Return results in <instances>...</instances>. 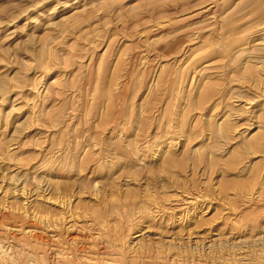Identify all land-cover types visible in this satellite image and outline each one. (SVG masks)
Here are the masks:
<instances>
[{"label":"rangeland","instance_id":"rangeland-1","mask_svg":"<svg viewBox=\"0 0 264 264\" xmlns=\"http://www.w3.org/2000/svg\"><path fill=\"white\" fill-rule=\"evenodd\" d=\"M263 96L264 0H0V264H264Z\"/></svg>","mask_w":264,"mask_h":264},{"label":"bare ground","instance_id":"bare-ground-1","mask_svg":"<svg viewBox=\"0 0 264 264\" xmlns=\"http://www.w3.org/2000/svg\"><path fill=\"white\" fill-rule=\"evenodd\" d=\"M204 9V8H203ZM206 10V9H205ZM200 11V10H199ZM203 10H201V12H202ZM209 11V10H208ZM206 13V12H205ZM192 14V13H191ZM204 14V13H203ZM203 14H201L200 16H202ZM208 14H209V12H208ZM199 15V14H198ZM207 15V14H206ZM167 24V23H166ZM219 24V23H218ZM197 31V30H196ZM263 31V30H262ZM235 39V38H234ZM234 39H233V41H234ZM238 39V38H237ZM252 39V38H251ZM242 40V39H241ZM232 41V40H231ZM232 41V42H233ZM261 41V40H260ZM239 43H241V41L239 42ZM238 43V44H239ZM229 47V46H228ZM240 47H242V46H240ZM240 47H238V48H240ZM236 48V47H235ZM234 48V49H235ZM229 49H233V48H229ZM246 50V49H245ZM209 51V50H208ZM216 51V50H215ZM207 52V51H206ZM212 52V51H211ZM217 54V53H216ZM227 55V54H226ZM182 57V56H181ZM252 58V57H251ZM248 59V58H247ZM255 59H256V57H255ZM168 63V62H167ZM207 66V65H206ZM207 68V67H206ZM158 69V68H157ZM202 70V69H201ZM240 80V79H239ZM242 80V79H241ZM154 81V80H153ZM204 82V81H203ZM262 93V92H261ZM261 95V94H260ZM259 95V96H260ZM264 97V96H263ZM263 101V100H262ZM264 103V102H263ZM260 106H262V103H261V105ZM263 108H264V106H263ZM263 111V110H262ZM157 117V116H156ZM223 119V118H222ZM249 122V121H248ZM261 123H262V121H261ZM260 123V124H261ZM264 123V122H263ZM259 125V124H258ZM261 127H263V126H261ZM255 128V127H254ZM260 128V127H259ZM258 127L256 128L257 129V131H258V129H259ZM218 129V128H217ZM260 129H262V128H260ZM264 129V128H263ZM135 130V129H134ZM257 131H255L251 136L255 139L254 141L256 142V143H258L260 140H261V136L260 135H262V134H260L259 132H257ZM252 141H253V139H251ZM255 142H253V144L255 143ZM260 144V143H259ZM177 145V144H176ZM255 145V144H254ZM256 146V145H255ZM158 148V147H157ZM257 148V147H256ZM257 149H259V147L257 148ZM252 164V163H251ZM264 174V173H263ZM145 179V178H144ZM1 182V181H0ZM95 187H96V185H95ZM125 188V187H124ZM241 192V191H240ZM239 193V192H238ZM255 193V192H254ZM28 194V193H27ZM22 199V198H21ZM176 201V200H175ZM6 202V201H5ZM18 207V206H17ZM24 213V212H23ZM36 214V213H35ZM67 219V218H66ZM62 221V220H61ZM11 227V226H10ZM47 229V228H46ZM33 230V229H32ZM27 232V231H26ZM138 234V233H137ZM133 235V234H132ZM83 239V238H82ZM119 239H120V237H119ZM124 239V238H123ZM70 240V239H69ZM71 240H75V238L74 237H72L71 238ZM78 240V239H77ZM68 250V249H67ZM131 250V249H130ZM89 254V253H88ZM64 259V258H63ZM61 262H65V261H63V260H61ZM150 262V261H149ZM236 262V261H235ZM83 264V263H82Z\"/></svg>","mask_w":264,"mask_h":264}]
</instances>
